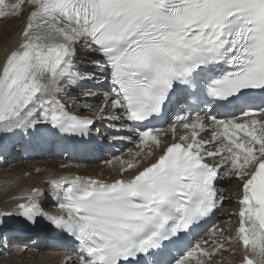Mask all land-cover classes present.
Masks as SVG:
<instances>
[{
	"label": "snow or ice",
	"instance_id": "snow-or-ice-1",
	"mask_svg": "<svg viewBox=\"0 0 264 264\" xmlns=\"http://www.w3.org/2000/svg\"><path fill=\"white\" fill-rule=\"evenodd\" d=\"M25 9L0 61V134L91 136L94 120L62 99L96 78L75 68L83 48L110 78L100 116L110 107L133 133L111 139L137 151L110 182L48 181L63 215L43 211L38 188L16 197L29 201L18 215L76 242L78 264H213L225 252L264 264V0H0V18ZM224 177L239 184L235 230L182 247L221 206ZM12 215L0 211V227Z\"/></svg>",
	"mask_w": 264,
	"mask_h": 264
},
{
	"label": "bare ground",
	"instance_id": "bare-ground-1",
	"mask_svg": "<svg viewBox=\"0 0 264 264\" xmlns=\"http://www.w3.org/2000/svg\"><path fill=\"white\" fill-rule=\"evenodd\" d=\"M27 14H28V10L25 9L24 10V17L16 18V19L10 18V19H13V21H9L7 23L8 24L10 23L12 25V27H10L6 23L5 28L0 31V34L3 35V37H4L3 42L0 44V61H2L4 59L6 52L13 50L17 46V44L19 42L20 34H21L23 27H24V19L26 18ZM2 19H7V18H0V21ZM8 26H9V29L11 28L10 31H8V29H6ZM19 28H20V31L16 34V32ZM15 34H16V36H15ZM91 53H92L93 57H95V58H97V56H99L98 53H94V52H91ZM77 59L86 60V59H88V57L85 56L84 54H80ZM99 75H101V78L104 79L103 76H105L106 73H102L100 71ZM95 79H98V78H95ZM95 83H98V82H95ZM104 90H105V93H107V91H108L107 88H105ZM111 95L112 94L109 93V94H106L105 97L106 96L110 97ZM73 96H71V94H68L66 97L64 96V98L68 101L69 105L72 104L71 111L79 113L81 115H92V114H90L91 113L90 111L95 110V109L92 110L93 106H91L89 103H87L83 100H78L77 102H80V103L73 104L72 103L73 102ZM88 99H90L89 101H91V97ZM107 111H108L109 115L103 114V117H101L99 114V115H97V119H98V121L106 120V122H108L109 125H112L113 123H111L112 121H111L110 117L113 114V110L109 107ZM179 131L182 132L183 130L180 129ZM166 137H162V139H165ZM25 139L30 141V139H28V138H25ZM136 151H137V149L135 147V143H133V145L129 148L128 153L124 154L123 160H127L129 158L131 159L133 154ZM14 152H16V150ZM53 156H55V155H53ZM13 160H15V157L13 155H10L6 158L5 163L13 162ZM19 163H20V166H18L17 168L14 169L16 171V174H14V176L12 178H6L4 176L0 177V211H5V212L9 211L10 212V209L15 207V206H10L9 202L15 196L24 195L25 193L30 192L33 188H38L41 191L42 187L44 185L50 186L48 181H50L51 179H58V178L63 177V176L81 175L82 173H85V175H95V176H98L102 179L113 178L114 176H116L118 174V169L120 167V165L117 166L115 164V162H113V161H111L109 163L100 161L96 164L73 163L70 165L69 169H65V165H68V164L63 160L58 161V162H54L51 159H49L48 162L47 161L42 162L40 160H38V161L34 160V161L29 162V163H24L23 161H20ZM36 166H39L40 168H42V170L40 172H36L35 171ZM41 166H43V167H41ZM61 167L64 169V171H62L60 169ZM99 168H106L107 170L101 172V170H99ZM91 171H93V172H91ZM107 171L109 172V174L107 173ZM27 172H29L28 177H24V174ZM226 180L229 181V184L227 187L222 188L223 196H225V201L227 204L225 207V211L229 213V217H231L230 221L232 224H234L236 219L234 216H232V214L235 213L237 211V208H238V205L236 204V199H237V192L239 189V184L236 183L235 181H230L227 177H226ZM44 181H46V182L44 183ZM23 201L29 202L26 199ZM45 205H47V204L46 203L42 204V206L44 208H46ZM60 249L61 248L58 246V244H53V246H48L47 244H45L43 242H39L37 246H35V245L33 246V248L30 250L29 253H30L31 257H33L36 250H39V251L47 250L46 256H49L50 258L54 257V260H56L57 255L59 256L58 261L56 263V264H59L65 258L63 255H61L59 253L56 254V256H55L54 252H56ZM69 251L74 252L73 249H69ZM230 257H231V255L229 256L228 259H230ZM14 260H16V259H14ZM49 260H50L49 258L45 257L44 259H40L38 261L36 260L35 262H38V264H48ZM54 260H52V263L55 262ZM29 262L30 261L28 260V263ZM26 263H27V261H25V264ZM2 264H4V263H2Z\"/></svg>",
	"mask_w": 264,
	"mask_h": 264
},
{
	"label": "rangeland",
	"instance_id": "rangeland-1",
	"mask_svg": "<svg viewBox=\"0 0 264 264\" xmlns=\"http://www.w3.org/2000/svg\"><path fill=\"white\" fill-rule=\"evenodd\" d=\"M10 27H11V25L10 24H8ZM5 26H6V23H4V24H1L0 25V31L1 30H3L4 28H5ZM9 26L6 28V29H8V31H10V29H9ZM3 40H4V37H3V35H1L0 34V44L3 42ZM93 60H94V58H89L88 60H79L80 62L79 63H77V61H78V59L76 60V63H75V67L77 68V69H79V70H81V73H83V72H85V71H87V72H95V69H97L96 68V66L94 65V63H93ZM92 81V80H91ZM91 81H88V82H91ZM81 84V83H80ZM79 84V85H80ZM73 86V85H72ZM71 85H68V87L66 86L65 87V92H70V89L69 88H71L72 87ZM83 90H87V89H83ZM80 92H82V90H79V92H73L72 93V95H76L75 96V98L76 99H78V98H80V97H84V96H82L83 94L82 93H80ZM81 95V96H80ZM79 96V97H78ZM94 99H97V101H93V105H96V107H97V105L98 104H100V102L102 101V104H100V106H103V98H101L100 97V95H93L92 96ZM102 97H103V95H102ZM43 162V161H42ZM46 162V161H45ZM3 177V176H2ZM4 177H6V176H4ZM29 251H25V252H23V254H18L17 256H14V257H12L11 259H10V262H5L4 264H25V261H27V263L26 264H38V262H35L36 260L38 261V260H40V259H44L45 257L46 258H49V259H52V260H54V257L53 258H50L49 256H46V253H47V250H43V251H39V250H36V252H35V254L33 255V257H31V255H30V253H28ZM30 258V259H29ZM14 259H16V260H14ZM28 260L31 262H29L28 263ZM16 261V262H15ZM49 261H51V260H49ZM4 261H2V262H0V264H2ZM35 262V263H34Z\"/></svg>",
	"mask_w": 264,
	"mask_h": 264
}]
</instances>
